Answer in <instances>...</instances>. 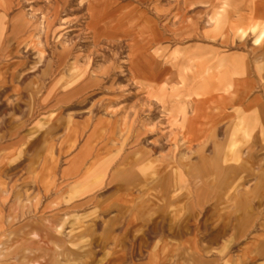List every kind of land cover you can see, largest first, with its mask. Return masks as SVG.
<instances>
[{"label":"rangeland","instance_id":"obj_1","mask_svg":"<svg viewBox=\"0 0 264 264\" xmlns=\"http://www.w3.org/2000/svg\"><path fill=\"white\" fill-rule=\"evenodd\" d=\"M263 1L0 0V264H264Z\"/></svg>","mask_w":264,"mask_h":264},{"label":"crops","instance_id":"obj_2","mask_svg":"<svg viewBox=\"0 0 264 264\" xmlns=\"http://www.w3.org/2000/svg\"><path fill=\"white\" fill-rule=\"evenodd\" d=\"M87 1H88V3H87L88 9L87 10L89 12V16H90V19H91V24L88 26V29L91 32L92 31L97 32L99 30V28H96V26H98L99 23H102L103 20H104V18H100V17L98 18V17H96L95 16V12L93 11V4L91 3V0H87ZM166 1H170V0H166ZM158 2H159L158 4H161V1H158ZM169 4L170 3L167 2V6L168 7L170 6ZM257 8L262 9V13H263L264 12V1H263L262 4H259V7H257ZM255 16H257V15H255ZM255 16L253 17L254 19H256ZM148 18L153 20V24H154V27L153 28H154L155 34L158 35V43H161L163 41V39L166 38L167 33H168V30L170 32L172 31V25H170V26H168L166 24L159 25V23H157V21L154 18H151L150 16ZM254 21L255 20H253L251 23L253 24ZM259 25H260V28H261V30H260V34H261V33L264 32V21L260 22ZM132 47L135 48V45L133 44ZM156 53H157L156 51L151 52L150 54H147V55H144L142 53H138V56L137 57H132L131 58V60H130V63H131V65H130L131 66L130 67V75L132 76L133 80H135V82L138 81V79H137L138 73H139V71H138V68H139L138 67V64L139 63L147 64L148 62L153 61L154 56H155ZM175 66H178L179 67V65H175ZM157 69H158L157 67H154L153 68V71H152L153 74H154V72L157 71ZM159 73L160 72L157 73L158 76L160 75ZM155 75H156V73H155ZM235 82H238L239 83V78L238 79L236 78V81ZM139 83L140 84H143L142 81H139ZM233 83L234 82L232 81L231 84H233ZM155 85L156 86H159L157 84H155ZM161 85H163V84H161ZM219 87H218V90L213 91V93L210 92V93L205 94V95L200 94L201 95L200 98H210L211 97V100L210 101L212 102L211 103L212 107H208L206 105H203V107H202V110H203L202 113L205 116H212V118L214 116L216 118H219L217 121L211 122L213 124V126L215 124H217L218 121L221 118H223L225 116H228V114H226L225 107H226V101L229 100V98H231L233 96L234 97L237 96L238 98H237V100H236L235 103L237 104V107L241 106L240 103H241V94L242 93H240V88L242 86H238L237 89L236 90H233V91H231L232 88H230L229 91H224V90H220ZM217 104H219V105L216 106ZM209 128H211V126H209Z\"/></svg>","mask_w":264,"mask_h":264},{"label":"bare ground","instance_id":"obj_3","mask_svg":"<svg viewBox=\"0 0 264 264\" xmlns=\"http://www.w3.org/2000/svg\"><path fill=\"white\" fill-rule=\"evenodd\" d=\"M208 94V93H207ZM205 95V94H204ZM200 107H201V105H200ZM200 107H199V109H200ZM202 109V108H201ZM201 109H200V111H201Z\"/></svg>","mask_w":264,"mask_h":264}]
</instances>
